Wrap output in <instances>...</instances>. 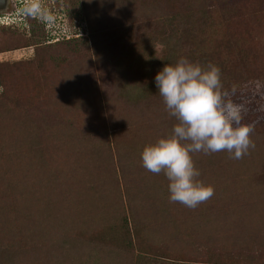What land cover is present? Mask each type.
<instances>
[{
  "label": "trees",
  "instance_id": "obj_1",
  "mask_svg": "<svg viewBox=\"0 0 264 264\" xmlns=\"http://www.w3.org/2000/svg\"><path fill=\"white\" fill-rule=\"evenodd\" d=\"M14 3L0 45L36 54L0 63V264H264V63L249 59L264 53V0H69L65 17L91 38L54 18L46 43L40 20L30 36L8 29L45 3ZM181 57L219 67L254 144L241 159L192 154L214 189L195 208L170 202L164 173L143 167L144 147L177 121L155 80L128 71L152 77Z\"/></svg>",
  "mask_w": 264,
  "mask_h": 264
},
{
  "label": "clouds",
  "instance_id": "obj_2",
  "mask_svg": "<svg viewBox=\"0 0 264 264\" xmlns=\"http://www.w3.org/2000/svg\"><path fill=\"white\" fill-rule=\"evenodd\" d=\"M29 11H38L33 8ZM155 85L174 124L171 134L146 145L143 167L167 177L169 200L195 208L214 195V189L199 181L193 153L227 151L241 159L254 147L252 127L241 123L242 106L225 101L221 70L186 57L166 63L155 75Z\"/></svg>",
  "mask_w": 264,
  "mask_h": 264
},
{
  "label": "rangeland",
  "instance_id": "obj_3",
  "mask_svg": "<svg viewBox=\"0 0 264 264\" xmlns=\"http://www.w3.org/2000/svg\"><path fill=\"white\" fill-rule=\"evenodd\" d=\"M28 2L29 0H26V6L28 5ZM42 2L45 3L42 18L41 17L33 18L34 19L33 23H29V21H27V22H24V24H20L21 26L19 25V22H18V24H13L11 25L12 28L10 27L8 29L13 33H21V34H25L24 33V30H25L27 36H30L31 30H33V27L39 24L38 20H40L42 22L41 26L45 25V30H42L39 32L38 41L40 43L41 42L46 43L48 39L47 33L50 30L49 23H52L55 18L57 21L61 20L62 23L65 24L66 21H68V19L64 15L66 10L65 11H62V10L64 9L65 4L70 5V3H69V0H42ZM14 6H15L14 0H9L7 9L0 12V15H1L0 24L3 21L4 22L12 21V18L7 17V16L4 17L3 14H6V12H8L9 10L14 9L15 8ZM57 23L58 22H56V24ZM68 23L69 25H71L70 28L72 27L73 30L77 29V31H81V30L83 31L84 29L83 34H87L88 37L91 38V35H90L91 31H88L86 23L82 21L81 19H78L73 23L68 21ZM24 27L26 28L24 29ZM3 34H5V31H3L2 27H0V36ZM3 46L4 45H0V49H4V50H0V63L14 64L15 62H18V61L32 59L36 54L35 47L32 44L26 45L23 47H18V48H11L9 45L4 46V48H1ZM164 47L165 46L157 45V47L155 48V52H157L156 54L158 55V57H161V56L164 57L165 55H168L169 52L167 51V49H164ZM249 59H251L252 64H254L256 68L261 67L262 66L261 63H264V53L258 49L254 50L253 52H250ZM128 71L130 74H133L135 76L137 75L138 76L137 79L141 78L143 82L148 81V80L152 82L154 80L153 78L155 74L151 77V72L146 71L144 69V66L143 68L141 66L139 68H137L136 66H133L131 70L130 68H128ZM256 94H257L256 97L258 96V98L261 96L264 97V80L259 81L257 83ZM250 108L251 106H249L248 111H245V112L243 111L244 116L248 119L252 117V111ZM257 108L261 110V106H257ZM262 110H264V108H262ZM142 264H164V263H162L158 257L147 256V258L144 261L142 259ZM232 264H245V263L232 262Z\"/></svg>",
  "mask_w": 264,
  "mask_h": 264
},
{
  "label": "water",
  "instance_id": "obj_4",
  "mask_svg": "<svg viewBox=\"0 0 264 264\" xmlns=\"http://www.w3.org/2000/svg\"><path fill=\"white\" fill-rule=\"evenodd\" d=\"M8 3L9 0H0V12L7 9Z\"/></svg>",
  "mask_w": 264,
  "mask_h": 264
}]
</instances>
